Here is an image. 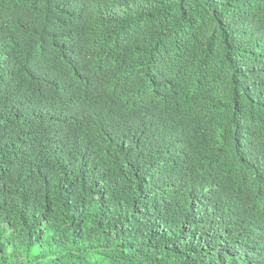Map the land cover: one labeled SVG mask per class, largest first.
I'll return each mask as SVG.
<instances>
[{"label":"trees","instance_id":"trees-1","mask_svg":"<svg viewBox=\"0 0 264 264\" xmlns=\"http://www.w3.org/2000/svg\"><path fill=\"white\" fill-rule=\"evenodd\" d=\"M0 264H264V0H0Z\"/></svg>","mask_w":264,"mask_h":264}]
</instances>
